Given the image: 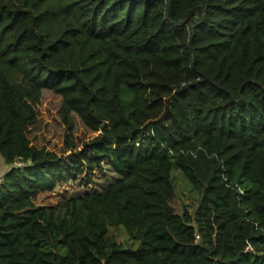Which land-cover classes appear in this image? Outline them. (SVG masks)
I'll return each mask as SVG.
<instances>
[{"label":"trees","instance_id":"1","mask_svg":"<svg viewBox=\"0 0 264 264\" xmlns=\"http://www.w3.org/2000/svg\"><path fill=\"white\" fill-rule=\"evenodd\" d=\"M0 155V264H264V0H0Z\"/></svg>","mask_w":264,"mask_h":264},{"label":"rangeland","instance_id":"2","mask_svg":"<svg viewBox=\"0 0 264 264\" xmlns=\"http://www.w3.org/2000/svg\"><path fill=\"white\" fill-rule=\"evenodd\" d=\"M41 122L39 124V129H41L44 133L51 132L53 134L52 136H55L58 139H61V131L60 126L58 123V120L54 117L53 110L44 116L41 117ZM52 124V125H49ZM53 126V127H52ZM9 165H7L2 156L0 155V174H2L4 171L7 170ZM101 174H104V170H101ZM174 185H175V195L171 201V206L173 210L176 213H181L184 208H187L191 212H193L199 203V196H197L196 193H194L190 186L185 182L182 175L178 170L172 171ZM95 178L97 182L100 181L99 177L95 176L93 177V180L95 181ZM103 179L108 180L110 178V175L106 173V175L102 176ZM82 186H72L73 190H80L82 189ZM117 239L124 243V245L134 246V241L129 239L125 232L122 229H119L116 231Z\"/></svg>","mask_w":264,"mask_h":264},{"label":"built area","instance_id":"3","mask_svg":"<svg viewBox=\"0 0 264 264\" xmlns=\"http://www.w3.org/2000/svg\"><path fill=\"white\" fill-rule=\"evenodd\" d=\"M20 164V163H19Z\"/></svg>","mask_w":264,"mask_h":264}]
</instances>
